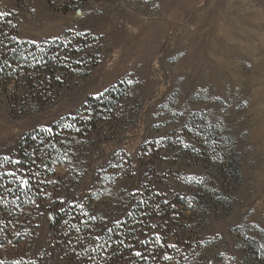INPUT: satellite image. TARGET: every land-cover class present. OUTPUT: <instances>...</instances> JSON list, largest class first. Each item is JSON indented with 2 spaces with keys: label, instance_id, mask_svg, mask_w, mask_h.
I'll return each instance as SVG.
<instances>
[{
  "label": "rangeland",
  "instance_id": "1",
  "mask_svg": "<svg viewBox=\"0 0 264 264\" xmlns=\"http://www.w3.org/2000/svg\"><path fill=\"white\" fill-rule=\"evenodd\" d=\"M65 2L68 12L60 10ZM0 9L17 13L21 40L88 33L98 37L102 55L89 76L71 80L50 106L16 103L0 88V156L19 159L27 133L78 116L89 98L126 84L131 102L121 118L91 137L93 146L82 145L85 175L61 199L90 201L106 218L121 220L142 195L159 192L161 200L179 203L195 194L193 180L208 178L210 190L203 189L196 204L207 206L209 216L183 213L192 232L169 236L151 219L157 227H146L138 239L152 240L158 232L178 244L191 243V235L194 249L185 257L171 250L166 264L261 263L264 0H61L52 6L47 0H0ZM210 136L222 145L220 157L211 151ZM233 147L240 182L217 166L231 158ZM52 217L39 206L31 248L19 247L37 264H66Z\"/></svg>",
  "mask_w": 264,
  "mask_h": 264
},
{
  "label": "trees",
  "instance_id": "2",
  "mask_svg": "<svg viewBox=\"0 0 264 264\" xmlns=\"http://www.w3.org/2000/svg\"><path fill=\"white\" fill-rule=\"evenodd\" d=\"M58 1L61 0H47L50 6ZM60 10L68 12L71 4L65 2ZM101 57L98 37L88 33L69 32L66 37L41 43L21 40L17 13L0 9V88L9 92L16 103L26 104L30 101L40 107L53 105L61 89L77 77L89 76L91 69L101 62ZM131 100L128 85H115L98 97L89 98L78 116L67 117L47 128L53 129L52 133L42 131L46 128H37L27 133L20 141L18 149L19 159L23 163L13 165L11 160L2 161L0 172L15 168L18 173L22 174L25 169L31 174L32 170L39 173L38 180L53 183L37 184V180L33 179V186L21 188L15 180L12 183L8 177L0 179V259H20L25 262L30 260L25 251H19V247L28 244L31 248L34 215L39 206L53 214L51 229L66 264H110L113 262L111 260L127 264H166L163 255H173L171 250L178 257H185L194 249L191 235L188 238L191 243L179 241L176 249H161L155 243L144 246L139 243L138 238L146 227L150 228L151 219L158 220L161 232L165 231L169 236L192 232L191 226L184 222L185 218L186 221L190 219L184 218L183 213L187 210H202L204 217L209 216L207 206L196 204V201H200L198 199L202 190H210L208 178L193 180L195 194L187 200L180 199L179 203L168 201L165 204L153 193L152 196L142 195L131 212L121 220L106 218L90 201L81 203L85 206L83 210L78 203L57 202L63 200L61 195L68 193L73 184L77 185L85 175L79 163L81 148L93 146L91 137L103 124L118 120L123 114V107ZM65 126L68 128L65 129ZM214 139L210 136L208 143L212 153L220 157L222 145ZM230 157L217 166L220 165L231 180L240 182L242 175L239 156L234 147ZM61 166L67 168L65 173L59 170ZM61 208L66 211L61 212ZM91 216L96 219H90ZM73 223L80 228L79 232L72 228ZM108 229H111L110 233ZM95 236H100L101 239L97 241ZM154 236H151L152 239ZM256 244L258 245L257 241ZM145 248L144 258L134 255L135 251H143ZM85 255L90 258L84 259ZM261 256L260 264H264V252ZM202 264L211 263L206 260Z\"/></svg>",
  "mask_w": 264,
  "mask_h": 264
},
{
  "label": "snow or ice",
  "instance_id": "3",
  "mask_svg": "<svg viewBox=\"0 0 264 264\" xmlns=\"http://www.w3.org/2000/svg\"><path fill=\"white\" fill-rule=\"evenodd\" d=\"M67 128H68V126H65V129H67ZM78 130L79 129H77V131ZM42 131H45L47 133H49V132L52 133L54 130L46 128V129H43ZM3 160H11L13 165H19V164L23 163V161L20 160V159H12L11 157H5V158H0V166H3V162H2ZM4 177H8L9 180L12 183H13V180H15V182L21 188H29L30 186H33L32 185V180L33 179L37 180V184H40V183H53L52 181H40V180L37 179V177H39V173L33 172L31 170V174H29V170H25V169L23 170L22 174L18 173L15 168L14 169H10V170H8L6 172H0V179H3ZM44 195H47V194H44ZM157 195H162V193L157 192ZM57 202L61 203V204L65 203L64 200H59ZM140 203H143V201H141ZM164 203L168 204L169 202L168 201H164ZM78 206H79V208L81 210H83V208L85 207L83 204H79ZM60 211L61 212H65L66 209L65 208H61ZM83 215L87 216L88 213H83ZM90 219H96V217L95 216H91ZM65 222L67 223V221H65ZM84 223L87 224V221H84ZM150 227L155 229L157 227V225L152 224V225H150ZM72 228L76 232L80 231V228L75 223L72 224ZM107 231L110 233L111 229H108ZM94 239L99 241L101 239V237L100 236H95ZM117 243H123V241H117ZM139 243L141 245H144V246H147L150 243H155V244L160 245L161 249H163L165 247L168 248V249H176L178 247V244H172V243L169 244V243H167V241L165 239H163L161 234L158 233V232L155 234L154 239H152V240L142 239V240L139 241ZM93 251H94V249H93ZM145 251H146V248L143 251L142 250H137V251H135L134 255L137 256V257L144 258ZM83 258L84 259H89L90 257L85 255ZM163 259L165 261H170L172 259V256L164 254L163 255ZM0 264H37V261H35L34 259L29 260L27 262H25L23 260H20V259H13V260L0 259Z\"/></svg>",
  "mask_w": 264,
  "mask_h": 264
},
{
  "label": "water",
  "instance_id": "4",
  "mask_svg": "<svg viewBox=\"0 0 264 264\" xmlns=\"http://www.w3.org/2000/svg\"><path fill=\"white\" fill-rule=\"evenodd\" d=\"M53 218V217H52Z\"/></svg>",
  "mask_w": 264,
  "mask_h": 264
}]
</instances>
